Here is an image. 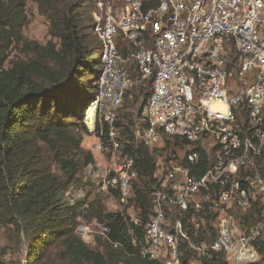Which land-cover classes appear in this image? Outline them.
I'll list each match as a JSON object with an SVG mask.
<instances>
[{"label":"built area","instance_id":"2783aa9c","mask_svg":"<svg viewBox=\"0 0 264 264\" xmlns=\"http://www.w3.org/2000/svg\"><path fill=\"white\" fill-rule=\"evenodd\" d=\"M93 18L101 73L83 123L112 161L101 170L87 166L85 185L97 183L128 208V234L143 259L264 264V0H125ZM133 73L151 81L133 148L166 140L177 147L170 165L153 175L146 221L133 206L136 157L125 151L118 126ZM65 197L75 206L86 191ZM77 234L122 248L97 219L80 222Z\"/></svg>","mask_w":264,"mask_h":264},{"label":"trees","instance_id":"16d2710c","mask_svg":"<svg viewBox=\"0 0 264 264\" xmlns=\"http://www.w3.org/2000/svg\"><path fill=\"white\" fill-rule=\"evenodd\" d=\"M28 1L0 0V226L11 225L25 235L27 264H48L58 253L70 264H161L139 255L128 234L127 218L105 214L101 206L91 216L109 225L110 240L122 248L107 247L102 254L77 234L79 206H70L65 194L82 168L94 163L93 155L82 146L83 118L98 92L102 48L94 33L95 39L86 33L90 27L84 28L86 20L80 12L83 9L89 15V3L94 0H75L63 9L62 17L51 16L62 30L60 52L54 58L64 67L65 78L60 82L42 73L35 62L6 66L8 53L24 27ZM31 1L51 4L52 0ZM50 8L58 13L55 6ZM37 75L47 86L35 83ZM150 88L151 81L146 99ZM123 131L121 141L125 151L136 157L139 181L148 177L153 184L155 158L166 155L173 143L166 140L165 148L155 154L142 147L135 150L131 131L124 127ZM146 192L136 190L143 218L151 213L153 203L151 190ZM137 235L142 239V229ZM202 264L228 263L215 256Z\"/></svg>","mask_w":264,"mask_h":264},{"label":"rangeland","instance_id":"374dc122","mask_svg":"<svg viewBox=\"0 0 264 264\" xmlns=\"http://www.w3.org/2000/svg\"><path fill=\"white\" fill-rule=\"evenodd\" d=\"M75 0H52L51 4H46L44 2L36 3L31 0L27 2L26 6V21L24 27L20 32L19 40H16L12 48L9 51V57L7 60V68H11L13 64L20 63H37L40 67L41 72L49 74L52 76L53 80L62 81L64 80V67L60 62H58L55 56L60 52V41L58 39L59 33L62 31L58 25V21L52 19L56 14L63 15V9L70 5L71 2ZM50 5L55 6L58 13H52ZM86 5V4H85ZM101 5V7H100ZM91 6L90 14L86 15L84 10L81 9V17L85 19L83 24L86 29V33H91L92 38H94L93 28H94V18L93 14L103 10L106 12L108 9L115 11L120 10L125 7V0H94L89 3ZM53 15V16H52ZM52 16V17H51ZM95 39V38H94ZM99 71V69H98ZM35 83L40 86H47V81L43 80L41 76H35ZM149 80H143L139 73L132 74V86L127 95V100L125 101L124 110L119 113L118 122L121 126L120 128H126L132 131L135 128L136 122L142 118V114L147 103L146 93L148 92ZM151 91V88H150ZM136 100L138 103L136 104ZM124 131H121L120 138L123 136ZM83 148L90 152L94 158V165H96V170L103 169L102 167L108 166L112 161V156L109 154L100 153L96 146L99 143V139L96 135L91 134L86 128V133L84 134ZM133 140V139H132ZM127 144V141L124 140ZM132 143V142H130ZM165 148V144H161L158 147L150 149L152 154L156 151H161ZM177 156V147L171 146L168 149V153L163 157L155 158V173L163 168H167L170 165L174 157ZM87 166L82 168L78 174L76 182L68 189L73 192L84 189L86 191L85 202L77 203L75 206H79V217L77 225L80 222L91 223L93 220H98L102 224H107L106 222L100 221L97 217L91 216V211L98 210L99 206L103 208L105 214H120L123 216H128V208L123 206L121 202L111 193L103 192L99 189L97 183H93L89 180L88 185H85V170ZM154 173V174H155ZM153 184L150 178H144L143 181H139L137 185L138 190L152 191ZM78 193V192H77ZM135 209L138 208L136 201L133 203ZM77 227V226H76ZM82 240V239H81ZM89 248L100 252L102 254L106 253L107 247L114 250L108 241L102 236H96L90 242L82 240ZM27 251L28 243L24 234H19V232L11 225H1L0 226V264H27ZM60 251V249H56ZM48 264H70L69 260L63 259L58 253L54 255ZM229 264V263H228ZM235 264V263H232Z\"/></svg>","mask_w":264,"mask_h":264},{"label":"bare ground","instance_id":"6f19581e","mask_svg":"<svg viewBox=\"0 0 264 264\" xmlns=\"http://www.w3.org/2000/svg\"><path fill=\"white\" fill-rule=\"evenodd\" d=\"M88 117V126L91 128L93 125V118H94V110L90 108L87 113Z\"/></svg>","mask_w":264,"mask_h":264}]
</instances>
